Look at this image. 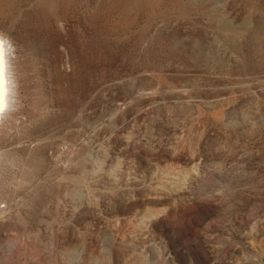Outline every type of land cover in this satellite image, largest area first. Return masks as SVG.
Masks as SVG:
<instances>
[{"label":"rangeland","instance_id":"1","mask_svg":"<svg viewBox=\"0 0 264 264\" xmlns=\"http://www.w3.org/2000/svg\"><path fill=\"white\" fill-rule=\"evenodd\" d=\"M0 33V264H264V0H0Z\"/></svg>","mask_w":264,"mask_h":264},{"label":"bare ground","instance_id":"2","mask_svg":"<svg viewBox=\"0 0 264 264\" xmlns=\"http://www.w3.org/2000/svg\"><path fill=\"white\" fill-rule=\"evenodd\" d=\"M0 36L3 37V35L1 33H0ZM11 47H9L8 42L4 45V54H3L2 59H0V106L3 107V111L0 112V136L2 135V133L5 131L6 127L8 126V121L11 120V118L13 119L12 115H13V112L14 113L16 112V111H14L15 108L20 106L19 100L21 97L19 98V96L22 94L19 92V89H18L20 87L18 85L21 82V81L20 82L18 81V70L20 69V66L18 69V66H17L18 63H16L15 57H14V55H16V54L13 55V53H12L13 47L12 48ZM22 70H24V69L22 68ZM22 70H20V71H22ZM20 75L21 74H19V77H21ZM23 78H25V77H23ZM28 95H30V94H28ZM23 96H24V93H23ZM21 107H22V105H21ZM24 109H26V107ZM27 109H29V108L27 107ZM20 111L21 110H19V112ZM17 114L20 115V113H17ZM18 118H20V117L18 116ZM13 121H15V120H13ZM16 122H18V120ZM11 127H9V128H11ZM6 134H4L2 136H5ZM0 142H1V140H0Z\"/></svg>","mask_w":264,"mask_h":264},{"label":"clouds","instance_id":"3","mask_svg":"<svg viewBox=\"0 0 264 264\" xmlns=\"http://www.w3.org/2000/svg\"><path fill=\"white\" fill-rule=\"evenodd\" d=\"M0 38L3 39V41L5 42V44L7 43V41L5 40V38H3L2 36H0ZM5 44H4V45H5ZM9 47H10V45H9ZM3 54H4V47H3L2 49H0V59H2Z\"/></svg>","mask_w":264,"mask_h":264},{"label":"snow or ice","instance_id":"4","mask_svg":"<svg viewBox=\"0 0 264 264\" xmlns=\"http://www.w3.org/2000/svg\"><path fill=\"white\" fill-rule=\"evenodd\" d=\"M4 44H5V42L3 41L2 38H0V49H2L4 47ZM2 111H3V107L0 106V112H2Z\"/></svg>","mask_w":264,"mask_h":264}]
</instances>
